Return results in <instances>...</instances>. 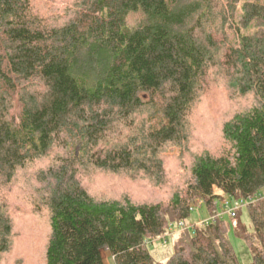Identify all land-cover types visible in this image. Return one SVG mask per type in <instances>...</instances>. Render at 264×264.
Segmentation results:
<instances>
[{
    "label": "trees",
    "instance_id": "1",
    "mask_svg": "<svg viewBox=\"0 0 264 264\" xmlns=\"http://www.w3.org/2000/svg\"><path fill=\"white\" fill-rule=\"evenodd\" d=\"M58 3L0 0V262L19 204L46 212L43 264H105L102 252L113 264H154L148 245L186 222L194 201L211 214L224 199H250L251 231L241 209L193 225L163 264H238L230 227L248 264H264V0ZM217 80L253 104L221 124L218 154H193L168 203L89 193L90 170L159 180L161 150L188 139Z\"/></svg>",
    "mask_w": 264,
    "mask_h": 264
},
{
    "label": "rangeland",
    "instance_id": "2",
    "mask_svg": "<svg viewBox=\"0 0 264 264\" xmlns=\"http://www.w3.org/2000/svg\"><path fill=\"white\" fill-rule=\"evenodd\" d=\"M61 1L59 0L58 6ZM237 7L239 8V5ZM228 37L233 39L231 33ZM252 104L251 96L233 98L223 81L211 82L205 97H202L191 115L188 139L180 145L168 143L161 150L164 172L159 180L155 181L143 175L132 177L125 173L114 175L102 170H90L81 176V182L89 193L98 199L127 197L135 203H168L172 194L183 187L189 179L193 154L201 150L218 154L223 144L220 135L221 124L235 112L248 109ZM21 183L25 185L24 179ZM26 190L29 192V187ZM14 197L15 195L12 194L11 199ZM198 202V200L194 201L192 205ZM13 215L14 243L11 251L2 258L0 264H43V250L48 236L46 212L44 210L38 212L19 204L13 210ZM207 216L205 208L201 207L200 212L190 213L186 223L193 226ZM240 221L248 231L252 230L246 206L241 209ZM182 232L184 231L180 230L170 234L165 244L160 236L148 245L154 264L165 263L172 254L175 238ZM31 236L35 239V250L28 253L23 245ZM227 239L238 264L250 263L252 257L248 247L243 240L234 235L232 227L227 232ZM102 257L105 264H113L108 252H102Z\"/></svg>",
    "mask_w": 264,
    "mask_h": 264
},
{
    "label": "built area",
    "instance_id": "3",
    "mask_svg": "<svg viewBox=\"0 0 264 264\" xmlns=\"http://www.w3.org/2000/svg\"><path fill=\"white\" fill-rule=\"evenodd\" d=\"M249 203H252L250 199H224L219 204H217L214 210H212L211 214L202 220H199L197 226H207L211 223H215L217 220H222L225 217L232 219L235 217L236 212L243 207L247 206ZM201 207H203L202 203L198 202L190 207L189 211L191 212H200ZM192 228V226L188 225L186 222L179 221L169 223L167 226V230L164 235L161 236L162 242L165 244L167 242V237L170 234L176 231H185Z\"/></svg>",
    "mask_w": 264,
    "mask_h": 264
}]
</instances>
